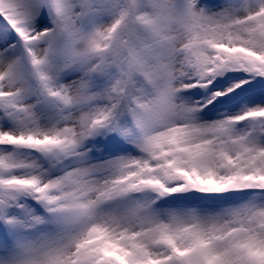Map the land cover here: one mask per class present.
Instances as JSON below:
<instances>
[{
	"label": "snow or ice",
	"instance_id": "1",
	"mask_svg": "<svg viewBox=\"0 0 264 264\" xmlns=\"http://www.w3.org/2000/svg\"><path fill=\"white\" fill-rule=\"evenodd\" d=\"M0 264H264V0H0Z\"/></svg>",
	"mask_w": 264,
	"mask_h": 264
}]
</instances>
